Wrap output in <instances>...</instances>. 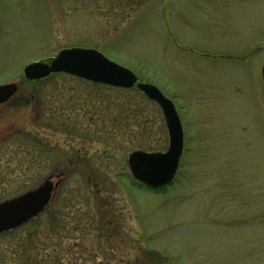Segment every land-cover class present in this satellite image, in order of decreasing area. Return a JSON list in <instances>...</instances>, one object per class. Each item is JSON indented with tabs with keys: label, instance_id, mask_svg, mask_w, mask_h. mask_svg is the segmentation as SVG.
<instances>
[{
	"label": "rangeland",
	"instance_id": "374dc122",
	"mask_svg": "<svg viewBox=\"0 0 264 264\" xmlns=\"http://www.w3.org/2000/svg\"><path fill=\"white\" fill-rule=\"evenodd\" d=\"M71 46L173 101L185 140L170 185L130 174V152L168 147L136 87L25 82L24 64ZM261 63L264 0H0V84L18 86L0 104V201L55 184L40 215L0 233V264H264Z\"/></svg>",
	"mask_w": 264,
	"mask_h": 264
},
{
	"label": "water",
	"instance_id": "95a60500",
	"mask_svg": "<svg viewBox=\"0 0 264 264\" xmlns=\"http://www.w3.org/2000/svg\"><path fill=\"white\" fill-rule=\"evenodd\" d=\"M60 72L118 88H132L136 84L140 91L157 102L166 121L168 148L165 152L133 151L128 155V166L133 178L149 188L157 189L173 180L182 153L183 133L171 100L165 98L155 86L137 82L130 70L92 49H65L50 63L35 62L24 68V76L30 80ZM262 74L264 80V66ZM15 91V84L0 85V103L8 100ZM52 191L53 184L47 179L36 188L1 202L0 233L38 216L48 204Z\"/></svg>",
	"mask_w": 264,
	"mask_h": 264
},
{
	"label": "flooded vegetation",
	"instance_id": "af4514ba",
	"mask_svg": "<svg viewBox=\"0 0 264 264\" xmlns=\"http://www.w3.org/2000/svg\"><path fill=\"white\" fill-rule=\"evenodd\" d=\"M260 66H259V70H260V73H261V70H262V65H263V63H261V64H259ZM260 76H261V74H259ZM261 78H262V76H261ZM25 82H31V81H26L25 80ZM262 83V82H261ZM18 91V90H17ZM17 93V92H16ZM16 93L13 95V97H11L10 98V100H15L16 99ZM180 118H181V115H180ZM185 137V136H184Z\"/></svg>",
	"mask_w": 264,
	"mask_h": 264
}]
</instances>
